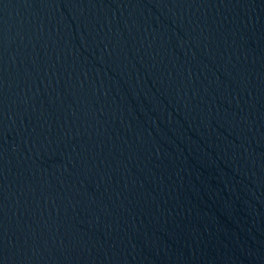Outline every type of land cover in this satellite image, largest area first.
<instances>
[{
	"label": "water",
	"instance_id": "water-1",
	"mask_svg": "<svg viewBox=\"0 0 264 264\" xmlns=\"http://www.w3.org/2000/svg\"><path fill=\"white\" fill-rule=\"evenodd\" d=\"M0 264H264V0H0Z\"/></svg>",
	"mask_w": 264,
	"mask_h": 264
}]
</instances>
